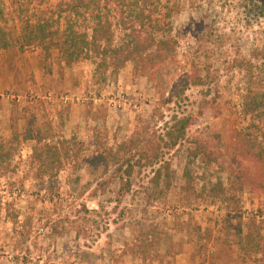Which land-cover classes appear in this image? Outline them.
<instances>
[{
	"label": "rangeland",
	"instance_id": "rangeland-1",
	"mask_svg": "<svg viewBox=\"0 0 264 264\" xmlns=\"http://www.w3.org/2000/svg\"><path fill=\"white\" fill-rule=\"evenodd\" d=\"M59 1L17 0L16 9L8 1L10 28L19 35L21 7L35 19ZM176 3L175 62L152 79L137 76L130 64L100 83L91 61L67 67L58 52L48 56L36 46L16 57L0 53V140H11L13 123L22 131L28 120L85 143L79 167L69 164L46 183L30 166L32 144L15 143L12 172L0 175V264H264V193L246 188L232 203L208 193L217 182L228 187L230 141L249 124L243 67L251 62L264 82V0ZM193 63L204 75L209 71L208 84L173 98ZM183 116L194 117L190 140L208 143L217 164L190 160L191 144L166 151L176 170L167 194L151 183L156 169L135 177L130 189L114 178L115 169L93 173L97 136L115 146L146 125L164 134L167 123ZM186 166L193 194L186 190Z\"/></svg>",
	"mask_w": 264,
	"mask_h": 264
},
{
	"label": "trees",
	"instance_id": "trees-1",
	"mask_svg": "<svg viewBox=\"0 0 264 264\" xmlns=\"http://www.w3.org/2000/svg\"><path fill=\"white\" fill-rule=\"evenodd\" d=\"M8 1L12 8L17 7V0H0V53L16 57L36 46L48 56L58 52L67 67L91 61L95 79L100 83L117 79L130 64L137 76L152 79L158 69L175 62L178 41L172 35V22L178 12L176 0H60L54 8L40 11L35 19L29 17L27 8L21 7L18 36L10 28ZM243 68L247 73L243 112L249 124L233 132L230 148L234 161L228 168V187L217 182L208 191L212 198L226 203H232L246 188L264 193V149L259 141L264 139V82L255 75L251 62ZM204 72L193 63L190 70L180 75L172 97L181 99L191 88L206 86L210 73ZM209 105L212 104L207 102ZM193 125L194 117H174L164 134L158 135L146 125L115 146L97 136L89 164L93 173L103 170L108 174L115 169L114 178L126 181L128 189L135 177L147 169H156L151 183L167 194L174 187L176 170L166 160V151L174 152L191 144L187 149L190 160L202 161L208 167L218 163L208 143L190 140ZM12 128L13 138L0 140L1 176L12 172L16 142L32 144L30 166L41 183L55 180L69 164L79 167L84 159L85 143L77 137H59L51 124L38 126L27 120L24 130L17 123ZM185 178L186 190L193 194L195 179L189 166Z\"/></svg>",
	"mask_w": 264,
	"mask_h": 264
}]
</instances>
